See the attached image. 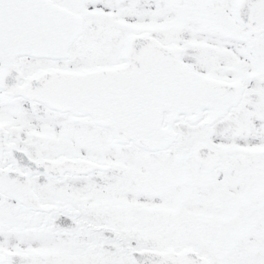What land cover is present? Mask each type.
<instances>
[{"label":"snow or ice","instance_id":"snow-or-ice-1","mask_svg":"<svg viewBox=\"0 0 264 264\" xmlns=\"http://www.w3.org/2000/svg\"><path fill=\"white\" fill-rule=\"evenodd\" d=\"M0 264H264V0H0Z\"/></svg>","mask_w":264,"mask_h":264}]
</instances>
